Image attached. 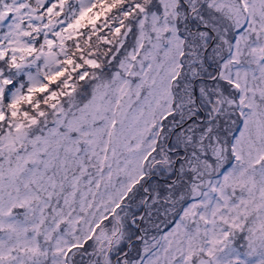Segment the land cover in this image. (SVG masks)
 <instances>
[{"label": "snow or ice", "instance_id": "6c2138e0", "mask_svg": "<svg viewBox=\"0 0 264 264\" xmlns=\"http://www.w3.org/2000/svg\"><path fill=\"white\" fill-rule=\"evenodd\" d=\"M0 264H264V0H0Z\"/></svg>", "mask_w": 264, "mask_h": 264}]
</instances>
